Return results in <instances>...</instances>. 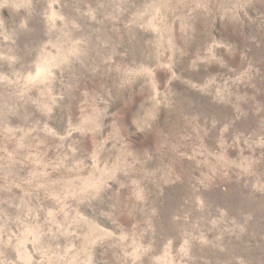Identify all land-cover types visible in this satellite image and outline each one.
Listing matches in <instances>:
<instances>
[{
    "label": "rangeland",
    "instance_id": "1",
    "mask_svg": "<svg viewBox=\"0 0 264 264\" xmlns=\"http://www.w3.org/2000/svg\"><path fill=\"white\" fill-rule=\"evenodd\" d=\"M0 264H264V0H0Z\"/></svg>",
    "mask_w": 264,
    "mask_h": 264
}]
</instances>
